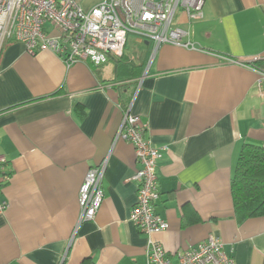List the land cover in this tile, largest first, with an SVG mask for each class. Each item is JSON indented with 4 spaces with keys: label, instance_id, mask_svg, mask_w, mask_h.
Returning a JSON list of instances; mask_svg holds the SVG:
<instances>
[{
    "label": "crops",
    "instance_id": "crops-1",
    "mask_svg": "<svg viewBox=\"0 0 264 264\" xmlns=\"http://www.w3.org/2000/svg\"><path fill=\"white\" fill-rule=\"evenodd\" d=\"M174 22L193 47L127 37L100 66L3 44L0 264L147 263L148 238L129 219L139 164L117 139L127 111L161 154L155 210L169 227L152 239L170 261L215 235L233 264H264V215L239 221L230 189L242 145H264V0H204L201 19L180 9ZM104 162V199L79 223L80 188Z\"/></svg>",
    "mask_w": 264,
    "mask_h": 264
},
{
    "label": "built area",
    "instance_id": "built-area-1",
    "mask_svg": "<svg viewBox=\"0 0 264 264\" xmlns=\"http://www.w3.org/2000/svg\"><path fill=\"white\" fill-rule=\"evenodd\" d=\"M203 7L204 0H100L88 9L82 0H0V50L5 42L18 41L32 54L52 51L68 66L87 60L100 66L110 56L123 54L129 34L150 41L155 50L162 44L190 48L193 45L183 40L187 32L175 24V16L181 9L190 23L202 18ZM47 25L54 33L47 30ZM258 86L264 89V72H260ZM143 132L139 117L125 112L117 139L133 146L139 164L130 178L136 184L137 196L129 219L148 238L146 264H173L166 249L152 239L169 224L155 210L161 154ZM5 165L6 159L0 154V193L8 180ZM104 169L105 162L85 177L79 193V223L92 220L101 206ZM6 205V201L1 202L0 212ZM177 264H233V260L223 252L221 240L209 235L186 250Z\"/></svg>",
    "mask_w": 264,
    "mask_h": 264
},
{
    "label": "trees",
    "instance_id": "trees-1",
    "mask_svg": "<svg viewBox=\"0 0 264 264\" xmlns=\"http://www.w3.org/2000/svg\"><path fill=\"white\" fill-rule=\"evenodd\" d=\"M230 189L239 221L264 215V145L244 143L231 176ZM80 264H96L91 257Z\"/></svg>",
    "mask_w": 264,
    "mask_h": 264
},
{
    "label": "rangeland",
    "instance_id": "rangeland-1",
    "mask_svg": "<svg viewBox=\"0 0 264 264\" xmlns=\"http://www.w3.org/2000/svg\"><path fill=\"white\" fill-rule=\"evenodd\" d=\"M132 37L134 38L135 36L133 34H129V36H128V44L132 42Z\"/></svg>",
    "mask_w": 264,
    "mask_h": 264
},
{
    "label": "bare ground",
    "instance_id": "bare-ground-1",
    "mask_svg": "<svg viewBox=\"0 0 264 264\" xmlns=\"http://www.w3.org/2000/svg\"><path fill=\"white\" fill-rule=\"evenodd\" d=\"M79 203H80V201H79Z\"/></svg>",
    "mask_w": 264,
    "mask_h": 264
}]
</instances>
